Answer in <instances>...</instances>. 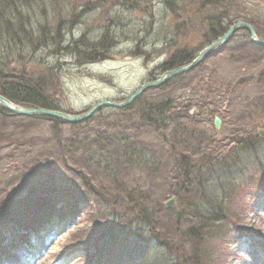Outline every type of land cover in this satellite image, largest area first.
I'll use <instances>...</instances> for the list:
<instances>
[{
	"label": "trees",
	"instance_id": "obj_1",
	"mask_svg": "<svg viewBox=\"0 0 264 264\" xmlns=\"http://www.w3.org/2000/svg\"><path fill=\"white\" fill-rule=\"evenodd\" d=\"M51 1L0 0V95L22 107L64 111L61 105V97L64 95L60 75L62 70L56 63L47 61L44 53L49 52L48 55L58 57L60 51H63L79 65L101 62L110 57L119 38L125 34L118 27L108 28L96 37L82 34L68 41L66 34L62 33L65 26L70 25V28L82 14L102 9L104 0H55L58 5L67 1L73 6L69 19L62 18L55 32L50 31L49 23L42 22L36 13L37 8H46L44 4ZM118 1L122 4L123 0ZM218 1H221L220 4L231 2ZM164 2L176 13V2ZM202 3L205 13L208 11V15L201 20L202 23L209 24L204 35L206 47L227 32L236 19L230 18L231 13L226 18L209 9L219 6L216 1L202 0ZM15 6L16 13L10 17L11 8ZM229 6L231 5L225 7ZM246 22L252 24L257 32L253 22ZM227 46L238 61L247 63L244 66L248 72L247 78L224 83L222 80H213L212 77L207 81L205 89L199 88L195 85L193 73L197 71L200 74L199 71L203 69L200 64L189 72L172 77L159 87L146 90L127 107L105 106L88 119L76 123L59 118L18 116L0 106V114L10 118L30 122L49 121L54 142L51 147L52 155L66 160L64 165L69 168L75 180H81L85 184L87 194L110 198L109 202L114 207L123 206L134 214L135 219L147 226V236H126L120 241L124 230L119 227L117 218L113 217L109 224L106 223V228L113 229L109 232V237H97L102 230L99 223L85 229L82 240L85 238L87 244L82 263L102 262L93 259L95 252L92 249L95 246L100 248V243L107 241L103 245L109 244L112 250L106 256L107 264H122L124 261L128 264H214L218 259L216 247L219 244L229 240L232 232L238 228H251L249 220L254 208L250 199L254 193L250 192L252 187L249 181L233 184V187L224 186L227 182H221V172H226L228 176L233 171V167H230L233 164L229 161H226L228 165L213 163L212 160L217 157L214 155H218L215 140L200 126L199 114L190 115L188 109L201 102L203 109L215 106V116L230 118L242 108L240 103L244 88L250 84H264V68L257 75L254 73L257 60H262L260 55L264 54V46L242 41ZM196 55V52L190 54L185 48L177 50L157 69L162 74L190 63ZM26 57L28 63L25 61ZM212 81L221 82L213 87ZM187 85L189 91H193L191 98L182 99V102L172 96ZM257 99L262 100L263 95ZM184 101L189 104L185 106ZM223 103H227L226 107ZM210 111L212 114L213 110ZM237 122L244 125L241 118ZM65 130L70 134L64 139ZM7 136L12 139L11 135ZM151 136L159 138V141L153 143ZM4 137L5 134H0L1 140ZM258 140L254 134L243 132L238 140L232 139L231 143L226 144L229 145V150L227 155L221 153L223 160L235 156L238 151L258 153ZM156 145L160 147L163 158L165 154L166 162L158 155ZM5 157L8 155L3 154L0 161ZM68 161L72 166L67 165ZM258 164L259 177L264 178V164L262 161ZM136 167L150 178L160 174L165 180V193L175 196L182 208H168L161 203L159 206L155 205L156 199L149 201L151 196L139 198L140 191L135 187L130 189L127 185L129 174ZM51 193L55 196L38 198L16 220H12V216L8 218L6 205L3 207L5 212L0 214V226L15 223L25 232H36L50 224L54 216L65 219L66 211L72 212L76 207L75 202L67 201L64 206H59L58 201H65L66 197L82 196L74 189ZM58 197L61 199L58 200ZM114 215L119 214L114 212ZM160 231L164 232L165 238L159 234ZM23 239L24 237L14 234L11 248L15 252H10L11 249L3 246L4 238L0 237V264H12L14 260L21 258L24 254L21 248L24 244L20 246Z\"/></svg>",
	"mask_w": 264,
	"mask_h": 264
},
{
	"label": "rangeland",
	"instance_id": "obj_2",
	"mask_svg": "<svg viewBox=\"0 0 264 264\" xmlns=\"http://www.w3.org/2000/svg\"><path fill=\"white\" fill-rule=\"evenodd\" d=\"M213 1L219 6L209 9L215 10L221 17L225 15L226 18L231 13L230 18L236 19L234 22L238 20L253 22L257 27L258 38L264 40V0H231L229 4L210 0ZM176 3L174 13L164 0H123L122 4L118 0H104L102 9L82 14L70 28V25L65 26L62 33L66 34L68 41L82 34L96 37L105 29L117 27L125 35L119 38V43L110 57L101 62L79 65L73 57L66 56L63 51H60L58 57L48 55L49 52L44 53L47 61L56 63L62 70L60 73L64 88V95L61 97L62 109L67 113L81 114L102 100L122 101L143 84L160 77L163 73L161 74L157 68L173 52L185 48L190 54L196 52L198 55L205 48L204 35L209 29V24L202 23L201 20L208 15V11L205 13L202 0H179ZM226 5L231 6L226 8ZM44 6L46 8H37L36 13L42 22L49 23L48 29L54 32L62 18L69 19L70 9L73 7L71 2L64 1L58 5L55 0L51 3L46 2ZM15 13L16 6L11 8L10 17ZM47 35L49 36V33ZM241 41L247 44L252 42L250 32L246 28L237 30L228 44L235 45ZM228 48L224 46L221 52L208 57L202 63L203 69L199 71L200 74L197 71L193 73L196 78L195 85L205 89L208 86L207 81L212 77L213 80H222L224 83L247 78L248 72L244 67L247 63L238 61L237 56H233ZM260 57L262 60H257L255 65L256 75L264 68V54ZM27 59L26 57V62ZM220 82L212 81V86ZM261 87H264L263 83L247 85L241 95L240 105L244 109L238 111L240 115L236 112L230 118H222L219 129L214 124L217 117L214 114L217 110L215 106H212L213 109L209 107L203 109L200 102L197 106L188 107L190 115L199 114L200 126L215 140L218 155H214L217 157L212 160L213 163L228 165L226 161H229L233 164L230 166L233 167V171L228 176L226 172L220 171L221 182L224 180L227 182L224 186L233 187V184L249 181L252 187L250 192L254 193L250 199L254 208V212L251 210L253 213L249 220L251 228H238L232 232L229 240L222 245L219 244L216 247L218 259L214 264H264V178L259 177L258 164L259 161L264 164V138L258 134L259 129H264V88ZM247 95L249 97H246ZM260 95H263L262 100L257 99ZM172 96L180 101L191 98L193 91H189L187 85ZM184 102L185 106L189 104ZM210 110H213L212 114L209 113ZM239 118L244 121V125L237 122ZM243 132L258 137V153L238 151L235 156L223 160L222 154L227 155L229 150V145L226 144L231 143L232 139L238 140V136ZM0 134H5L4 139H0V157L3 154L8 155L0 161V214L5 212L3 207L7 205L8 218L12 216V220L19 219L25 209L38 198H46L49 195L54 197L55 194L51 192L74 189L77 194L82 195L78 198L66 197L65 201L57 198L60 200L59 206H64L67 201L75 202L76 207L72 212L66 211L67 221L66 218L59 220L54 216L50 224L36 232L33 230L25 232L15 223L0 226V237L4 238L3 246L11 249L10 252H15L11 248L14 234L24 237L20 244V246L24 244L21 247L24 254L12 264H90L81 262L87 244L85 238L82 240V232L99 223L102 230L97 237H109V232L113 229L106 228L108 226L106 223L109 224L113 217L117 218L119 227L124 230L119 241L126 236H147V226L135 219L132 212L123 206L114 207L108 197L89 196L85 184L81 180H75L69 168L64 165L66 160H60L52 155L51 147L54 142L49 121H22L0 114ZM7 134L11 135L12 139ZM69 134L70 132L65 130L64 139ZM151 141L157 143L159 138L151 136ZM156 146L158 155L166 162L165 154L164 159L160 147ZM67 165L72 166L69 161ZM163 174L167 176L166 173ZM128 181L130 189L135 187L140 191L139 198L151 196L149 201L153 202L156 199L155 205L158 206L159 203L165 204L175 199L174 207L182 208L175 196L165 193V180L160 174L150 178L147 173L136 167L129 174ZM74 183L76 184L73 186ZM114 212L119 215L115 216ZM68 214L70 215L67 216ZM163 233L160 231L159 234L164 237ZM29 234L31 235L28 239ZM149 236L152 234L149 233ZM104 243L107 241L101 242L100 248L97 249L95 246L92 249L95 252L93 259L102 261L99 264H107L106 256L108 257L112 251L111 246L103 245ZM38 258L40 260H36ZM122 264L128 262L124 261Z\"/></svg>",
	"mask_w": 264,
	"mask_h": 264
},
{
	"label": "water",
	"instance_id": "obj_3",
	"mask_svg": "<svg viewBox=\"0 0 264 264\" xmlns=\"http://www.w3.org/2000/svg\"><path fill=\"white\" fill-rule=\"evenodd\" d=\"M240 28H246L247 30H249L250 35H251V40L253 43L259 46H264V40L258 38L254 27L246 22L239 21L233 24L230 27V29L224 35L219 37L215 42L205 47L196 56V58L192 60L190 63H188L185 66L166 71L158 79L147 82L143 84L142 86H140V88L135 90L129 97H127L126 99L122 101L102 100V101L97 102L89 110L81 114H69L66 112L59 111V110H52V109H46V108H24V107L14 104L13 102H11L10 100H8L2 95H0V105L6 110L10 111L11 113H14L19 116L54 117V118H59L61 120L70 122V123L80 122L85 119H88L89 117L94 115L99 109L105 106H110V107H115V108L126 107L130 105L131 103H133V101L136 98H138L143 92H145L147 89L159 87L160 85H162L164 82H166L170 78L193 70L198 65H200L208 56L215 55L221 52L224 46L230 41L233 34ZM214 122H215V127L219 129L221 125L220 118L216 117ZM258 133L264 137V129H260ZM174 203H175V199H171L167 201L165 205L169 208H172L174 206Z\"/></svg>",
	"mask_w": 264,
	"mask_h": 264
},
{
	"label": "bare ground",
	"instance_id": "obj_4",
	"mask_svg": "<svg viewBox=\"0 0 264 264\" xmlns=\"http://www.w3.org/2000/svg\"><path fill=\"white\" fill-rule=\"evenodd\" d=\"M67 220H68V219H67ZM67 220H66V221H67Z\"/></svg>",
	"mask_w": 264,
	"mask_h": 264
}]
</instances>
